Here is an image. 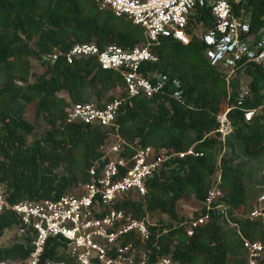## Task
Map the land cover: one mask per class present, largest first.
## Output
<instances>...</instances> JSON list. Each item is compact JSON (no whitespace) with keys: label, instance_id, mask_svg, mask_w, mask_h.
I'll list each match as a JSON object with an SVG mask.
<instances>
[{"label":"trees","instance_id":"1","mask_svg":"<svg viewBox=\"0 0 264 264\" xmlns=\"http://www.w3.org/2000/svg\"><path fill=\"white\" fill-rule=\"evenodd\" d=\"M243 6L258 32L264 26V0H245ZM194 17L207 28L214 25L210 8L198 5ZM91 42L101 49L117 45L126 50L149 43L141 27L109 10H100L96 1L88 5L84 0H0V184L7 200L13 204L59 200L74 187L90 182L89 171L103 157L99 149L115 127L67 123V108L90 102L89 92L100 107L103 100L111 103L123 99L116 124L126 142L177 152L194 147L203 155L177 158L149 180L146 208L135 200L120 202L116 208L136 219L156 212L170 217V223L150 227L147 246L154 253L171 255L178 264H245L248 252L243 238L264 242V225L260 222L233 216L237 230L212 211L209 222L192 237L183 227L173 226L174 221L182 220L178 212L181 200L205 202L223 151L219 138L213 135L218 128L217 114L226 100L235 104L238 98L233 93L228 100L225 75L208 61L205 44L194 39L183 45L168 37L150 43L159 62L149 63L145 69L179 79L183 98L177 101L168 96L129 97L122 75L103 70L93 58L79 59L72 65L64 59L54 65L46 60L55 48L67 51L77 43ZM33 59L44 66L39 75L33 71ZM246 78L250 79L251 97L244 108L262 110L251 122L245 121L243 111L231 112L234 132L227 138L221 160V186L227 191L225 200L231 211L244 207L249 212L261 194L258 186L262 176L253 179V184L254 177L246 175V164L264 156V70L249 65L231 85L236 88ZM118 88L124 89L123 95H110ZM34 102L36 117L49 129L29 143L35 125L24 116ZM18 223L13 215H1L0 236ZM164 228L167 234L162 233ZM31 241L29 237L27 244L16 242L1 248L0 261L27 259ZM59 246L58 238H50L44 258L63 259L58 255Z\"/></svg>","mask_w":264,"mask_h":264},{"label":"built area","instance_id":"2","mask_svg":"<svg viewBox=\"0 0 264 264\" xmlns=\"http://www.w3.org/2000/svg\"><path fill=\"white\" fill-rule=\"evenodd\" d=\"M100 10H109L116 17L125 18L144 31L149 43L132 49L109 45L101 49L96 43H77L70 50L55 48L46 57L52 65L64 59L74 64L79 59H95L103 70L119 72L129 97L168 96L182 101L183 89L179 79L145 69L147 64L159 62V56L150 47L160 37L178 40L189 45L194 39L206 46L205 55L210 64L224 75L228 88V100L238 94L237 103L224 102L217 114L218 128L213 135L219 138L223 151L217 160L212 186L197 217L182 219L173 224L183 227L192 237L205 226L216 211L233 228L238 225L232 217H245L264 225V171L258 188L260 196L247 214L240 209L231 211L226 203V189L222 188V158L226 152L227 138L234 127L230 114L235 109L244 112L246 122L254 120L261 107L245 109L244 103L251 97L250 79H242L234 88L231 83L244 75L249 65L264 70V26L257 32L252 26V16L243 6L245 0H95ZM210 8L214 18L212 27L195 21L197 7ZM264 21V16L262 17ZM116 99L104 103H75L67 108V123L115 127L99 151L103 157L91 169L92 180L80 184L77 193H69L59 200L11 203L0 184V216H15L18 224L6 233H14L13 244H27L32 237V251L25 260H4L0 264H178L171 255H160L148 246L151 213L144 219H136L117 209L125 200H135L145 205L147 183L157 173L177 158L199 157L203 154L191 147L185 152L169 148L138 146L126 142L118 133L116 118L123 103ZM210 136V135H209ZM146 208V205L144 206ZM157 213V212H156ZM154 214V213H152ZM163 234L168 233L164 228ZM17 237V239H16ZM50 238H58V255L63 259H45V249ZM159 238V237H157ZM248 252L245 264H264V242L243 238ZM12 244V245H13Z\"/></svg>","mask_w":264,"mask_h":264},{"label":"rangeland","instance_id":"3","mask_svg":"<svg viewBox=\"0 0 264 264\" xmlns=\"http://www.w3.org/2000/svg\"><path fill=\"white\" fill-rule=\"evenodd\" d=\"M86 3H88V5H92L95 3V0H84ZM130 22V21H128ZM32 68L34 73H36L37 75L41 74L45 69L44 66L42 64L41 61H38L36 59L32 60ZM36 79V77H32L31 80L34 81ZM124 93V89L123 88H118L114 91H112L110 93V95L114 96L115 98L120 97L121 95H123ZM64 98L68 99L69 104H70V100L67 94H63L62 95ZM89 96L90 98V102H98L97 99L95 97H93V93L89 92ZM106 101L103 100L101 103H105ZM36 102H34L33 104H31L30 106H28V108L26 109L25 112V119L32 123L33 125H35V131L34 133L29 137V143L35 141L36 139L42 137L45 135V133L47 132V130L49 129L48 124L43 120V119H38L36 117ZM98 104V103H97ZM262 110V109H261ZM259 113H261V111H259ZM239 161H245V159L239 158ZM264 171V156H262V158H260L259 160L256 161H248L246 164V175L250 176L252 178V176L254 178H252V183L254 184L253 179H257L260 178L262 176V173ZM61 173L63 171H60ZM258 177V178H257ZM77 187H74L71 190L72 194H76L77 193ZM201 209V204L196 201L194 198L191 199H183L178 203V212H179V216L181 219H187V218H192V217H197L198 216V211ZM242 213L244 212V214H247V209L242 207L241 208ZM150 222L151 223H157L160 225H165L167 223L171 222V218L164 215L162 212H157L154 214L150 215ZM178 222V221H177ZM176 221H174L175 225L177 224ZM17 239V237H16ZM15 240V235L14 233H6L3 236H0V249L4 248V247H10L13 244V241Z\"/></svg>","mask_w":264,"mask_h":264}]
</instances>
